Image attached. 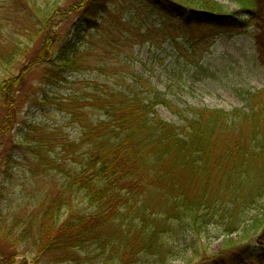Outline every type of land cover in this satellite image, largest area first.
I'll return each instance as SVG.
<instances>
[{
	"label": "trees",
	"instance_id": "16d2710c",
	"mask_svg": "<svg viewBox=\"0 0 264 264\" xmlns=\"http://www.w3.org/2000/svg\"><path fill=\"white\" fill-rule=\"evenodd\" d=\"M39 1L0 0V63L8 61L11 66L0 78V100L8 109L3 132L14 125L12 101L27 69L48 64L42 74L45 84L60 83L66 74L80 70L81 49L70 38L73 25L65 34L55 27L44 34L41 27L47 20L52 19L49 26L53 19L57 25L63 20L49 11L36 14ZM45 1L48 9L50 0ZM113 1L80 0L77 12L86 26L80 33L76 24L77 42L102 28ZM145 1L191 34L193 26L202 31L245 28L260 15L259 0H232L246 13L242 19L223 11L215 0ZM20 10L34 12L27 17L41 41L33 60L22 66L21 61H12L25 57L26 51L10 38L13 34L1 17ZM188 32L192 42L188 49L199 47L200 41ZM193 64L199 68V61ZM241 100L242 106L231 110L181 106L135 73L121 87L95 84L91 90L74 91L57 107L78 126V141L56 143L53 149H70L74 167L56 166L63 177L56 206L49 208L47 199H36L38 210L28 229L20 236L8 233V239L16 249L32 239L31 246L40 248L35 264L59 263L80 252L113 264H169L191 251L198 254L199 264L234 263L235 256L249 252L248 246L233 251L229 260L226 252H200L193 237L212 223L224 226L227 234L248 232L264 223V101L261 91L251 90ZM159 107L174 119H164ZM11 159L8 154L6 164ZM253 211L256 215L249 217ZM15 250L7 251V264L13 263Z\"/></svg>",
	"mask_w": 264,
	"mask_h": 264
},
{
	"label": "rangeland",
	"instance_id": "374dc122",
	"mask_svg": "<svg viewBox=\"0 0 264 264\" xmlns=\"http://www.w3.org/2000/svg\"><path fill=\"white\" fill-rule=\"evenodd\" d=\"M215 1L223 11L236 13L239 19L246 17L234 1ZM79 2L50 0L47 9V2L41 0L40 10L35 9L36 14L49 11L56 20H63L57 25L53 19L51 26L48 21L52 19L47 20L46 26L41 27L44 34L46 28L53 27L62 28L65 34L73 25L70 38L81 49L79 72L66 74V80L60 83L45 84L42 74L48 64L27 69L20 91L16 97L13 96L17 115L9 132L2 131L8 109L5 101L0 100V264H7V251L16 249L13 239H8V233L20 236L28 229L32 216L38 210L36 199H47L49 208L56 206L57 196L61 194L57 187L63 182L56 166L74 167L70 149L53 152L57 148L56 143L78 141V126L57 107V104L66 102L74 91L82 93L85 87L91 90L95 84L121 87L135 73L165 91L181 106L231 110L242 106L241 99L247 90L261 91L264 101V0H259L260 15L251 26L217 31L196 30L197 27L193 26L192 34L178 20L159 13L145 0H114L112 12L103 20L102 28L92 30L85 40L77 42L76 24L80 33L86 26L80 12H77ZM191 3L188 1V6L195 9ZM3 15L1 17L6 18L4 24L13 34L10 38L17 42L21 51H26L25 57L18 56L12 61H21L22 66L33 60L41 46L27 17H33L34 12L20 10L12 15ZM187 32L195 42L200 41L199 47L188 49L192 42L186 37ZM84 34L81 35L84 37ZM195 61H199V68L193 67ZM7 63H0V78L11 67ZM158 110L164 119H174L166 108L159 107ZM38 143L40 147L35 146ZM8 154L12 156L9 165L6 164ZM248 215L255 216L256 212ZM193 238L201 248L200 252L207 250L210 255L226 252V255L230 254L229 260L233 251L248 246L246 258L235 256L232 264H264V223L248 232L239 230L233 234H227L224 226L212 223L200 233H195ZM32 242L29 239L15 250L17 254L12 264H35L33 260L38 257L40 248H33ZM76 254L59 263L49 264H113L96 256V252L97 258L93 260L86 253ZM197 256L191 251L185 258L174 259L169 264H199ZM138 264L148 263L142 261Z\"/></svg>",
	"mask_w": 264,
	"mask_h": 264
}]
</instances>
